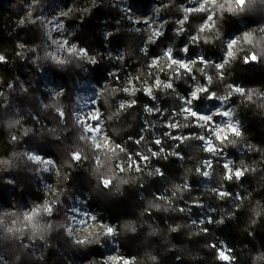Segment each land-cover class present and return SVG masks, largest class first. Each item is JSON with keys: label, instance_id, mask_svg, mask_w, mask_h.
Listing matches in <instances>:
<instances>
[{"label": "clouds", "instance_id": "9594fccd", "mask_svg": "<svg viewBox=\"0 0 264 264\" xmlns=\"http://www.w3.org/2000/svg\"><path fill=\"white\" fill-rule=\"evenodd\" d=\"M0 18V264H264V0Z\"/></svg>", "mask_w": 264, "mask_h": 264}, {"label": "trees", "instance_id": "16d2710c", "mask_svg": "<svg viewBox=\"0 0 264 264\" xmlns=\"http://www.w3.org/2000/svg\"><path fill=\"white\" fill-rule=\"evenodd\" d=\"M100 15H103V13H99ZM4 24H5V21L2 19V18H0V35H2V32H3V27H4ZM9 44L11 43V42H8ZM14 47V46H13ZM6 71V70H5ZM8 75H11V73H8ZM127 214V213H126Z\"/></svg>", "mask_w": 264, "mask_h": 264}]
</instances>
